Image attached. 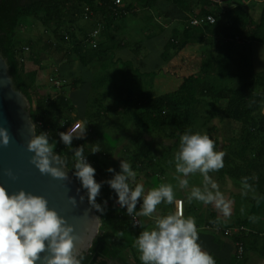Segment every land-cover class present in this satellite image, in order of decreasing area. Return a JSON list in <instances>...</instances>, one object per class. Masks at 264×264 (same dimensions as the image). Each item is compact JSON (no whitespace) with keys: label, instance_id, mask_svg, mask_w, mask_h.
Instances as JSON below:
<instances>
[{"label":"trees","instance_id":"obj_1","mask_svg":"<svg viewBox=\"0 0 264 264\" xmlns=\"http://www.w3.org/2000/svg\"><path fill=\"white\" fill-rule=\"evenodd\" d=\"M165 1L0 0V51L16 89L31 104L37 134L47 132L50 141H57L56 151L67 159V169L80 186L72 171L73 153L59 137L76 121L73 113L78 106L66 90L82 87L84 79L77 66L104 72L106 81L97 76L93 88L113 99L108 108L95 110L89 105L80 117V123L87 125L86 135L72 142L73 148L85 145L97 182L112 177L108 168L119 171L121 159L131 164L138 183L151 181L174 166V151L185 132L207 133L218 151L215 134L222 132L228 151V165L222 171L239 186L242 178L255 176L248 183L260 193L252 196L247 222L257 232L242 230L235 235L247 253L264 245V231L255 220L260 211L264 213V70L257 71L249 52L252 43L264 45V0ZM201 19L202 24L194 23ZM38 31L44 37L34 42ZM165 34L169 35L162 55L165 63H156L152 71L141 70L120 54L128 49L141 57L148 41L158 43ZM30 42L35 46L27 50ZM192 43L202 49L180 60ZM42 54L63 56L64 63L51 72L53 80L66 79L62 90L40 83L39 70L29 69L30 62L40 69H53L44 65ZM107 81L113 83V91H104ZM164 83L173 90L157 95ZM127 133L131 137L119 152ZM155 143L162 147L160 154L154 152ZM253 143H259L256 151ZM94 147L101 151L92 154ZM249 149L251 157L246 155ZM117 199L105 183L97 197L101 205L107 201L105 211H98L102 226L93 246L82 252V264H142L134 240L146 225L136 226ZM217 227H226L223 219ZM224 229L217 228L226 233Z\"/></svg>","mask_w":264,"mask_h":264},{"label":"clouds","instance_id":"obj_2","mask_svg":"<svg viewBox=\"0 0 264 264\" xmlns=\"http://www.w3.org/2000/svg\"><path fill=\"white\" fill-rule=\"evenodd\" d=\"M31 127L33 135L27 143V150L33 154L30 162L41 174L69 180L67 159L56 151L57 141H50L47 132L36 134L34 124ZM86 132L87 125L77 122L67 132H60L59 137L73 153V174L86 190L93 208L99 212L106 209V200L103 205L97 203L105 183L116 193V203L126 208L133 221L137 217H153L162 203L179 205L172 184L161 183L145 191L144 184L137 182V173L124 159L120 160L119 171L111 167L107 169L113 174L110 179L97 182L96 169L85 155V145L72 147L73 140L83 139ZM11 139L9 130L0 125V145L8 146ZM100 151L99 147H94L91 153ZM224 157L225 152L216 150V142L207 133L185 132L174 156L175 179L177 187L187 192L189 203L195 200L213 205L218 213L228 218L232 214L233 202L226 198L210 175L224 168ZM197 173L203 178L202 186H191L189 191V177ZM7 175L14 176L11 169ZM255 178H242L241 184L245 189L242 195H246L250 187L248 180ZM69 199L76 206L75 197ZM80 199L82 201L85 197ZM97 219L99 217L94 218L93 223ZM219 222V216L212 221L213 224ZM74 231V226L65 217L49 207L44 196L23 189L9 194L7 188L0 184V264H82L83 254L76 249ZM199 238L195 218L185 216L178 207L166 215H155L154 226L140 231L134 247L142 264H216L214 257L199 243ZM42 253L46 254L42 256Z\"/></svg>","mask_w":264,"mask_h":264},{"label":"water","instance_id":"obj_3","mask_svg":"<svg viewBox=\"0 0 264 264\" xmlns=\"http://www.w3.org/2000/svg\"><path fill=\"white\" fill-rule=\"evenodd\" d=\"M31 124L35 125L37 134L31 104L23 92L16 89L7 59L0 51V125L6 127L12 137L8 146L0 145V184L7 188L9 194L23 189L44 196L49 207L74 226L76 249L82 253L93 246L102 226L101 215L89 204L86 193L70 173L69 180L56 179L41 174L30 162L33 154L27 150V143L33 135ZM9 169L13 177L7 175ZM81 196L85 197L82 201ZM69 197H75L76 206ZM96 217L99 219L93 223Z\"/></svg>","mask_w":264,"mask_h":264},{"label":"crops","instance_id":"obj_4","mask_svg":"<svg viewBox=\"0 0 264 264\" xmlns=\"http://www.w3.org/2000/svg\"><path fill=\"white\" fill-rule=\"evenodd\" d=\"M98 32V31H97ZM96 32V34H97ZM38 40L35 38L34 39V42H37ZM147 42V41H146ZM148 42H151V41H148ZM147 42V43H148ZM147 43H146V47H147V50H151V48H149L147 46ZM261 43H252L253 46L257 47V45H259ZM263 45V44H262ZM31 46H35L33 43L32 45H27V50H29V48H31ZM129 50L126 49V50H123L121 53L123 54H128L126 56H124V58L126 59H135L137 61V65L142 66L141 67H144L143 71H152L154 69L157 68V65L155 64L154 67H151L150 63L148 62L149 59H147L146 57L144 58V60H140L136 57L133 56V54H130L129 55ZM163 54V53H162ZM162 54H160L159 58H161L162 62L160 65H163V59H162ZM140 61H138V60ZM56 60L58 61L59 65L61 66L63 63H64V58L62 55H58L56 54ZM260 63H259V67L256 68L257 71H263V56L260 58ZM30 64H34V65H37L35 64L34 62H30ZM38 66V65H37ZM136 66V64H135ZM39 67V66H38ZM65 68H69V66H65ZM29 69L32 70V68L29 66ZM46 68H39V82L40 83H43V84H53L51 83V81L55 82V84L60 88V86L57 84V82H59L60 80H53L51 78V70H44ZM70 69H73V67H70ZM77 72L80 71L79 75L82 76H85L86 79H84V82L82 84V87L81 88H74V92H76V96L73 98L76 105L78 106V110L75 111V116H77V118L80 120V117H82L84 114V112H86V109L85 107H83L84 105H93L95 104L96 106H102V107H109L112 105L113 103V99L111 97H107L106 95H104L103 93L95 90L94 88L89 91V93L85 96L84 100L86 101V103L83 105V106H80L78 105V100L81 98V96L79 95L80 92L83 90V88L87 85V82H88V79L91 78V80L93 79L91 75V71L90 70H87L85 68H79L77 66ZM36 70V69H34ZM43 71V72H42ZM76 89V90H75ZM73 113V114H74ZM127 135H130V136H127ZM127 138H130L131 137V133H127L126 134ZM218 138V137H217ZM219 139V138H218ZM219 142H220V139H219ZM223 143H224V149H222L223 147H221V143H220V151H224L225 152V157H224V165H228V162L226 161V156L228 155V151H227V148H226V142H225V139L223 137ZM246 145L250 146V141H247L246 142ZM126 146V144L122 145L121 146V149L119 150V152ZM259 146V143H253V147H254V151H256L257 147ZM246 151V155L248 157H251V154H250V151L251 149L249 150H245ZM161 175V174H160ZM210 175L212 177H214V180L216 181V176H221L220 177V185H223V189L221 190L223 193H226V192H229L231 194V196L228 197L229 200H231L233 203H232V214L231 215H236V210H235V207H236V200H237V195L241 186H239L236 182H235V179H233L232 177H230L228 174L224 173L222 171V169L218 172H214V173H210ZM158 175H155V177H157ZM159 178V177H157ZM155 179L151 180V181H146L144 180L142 183L144 184V187H145V191L151 189L153 187V184L155 183ZM235 191V193L233 192ZM247 194H248V197H245L244 199V203H245V213H246V216L245 218L242 217L244 220L241 221L240 218H235L234 220H231L229 219V222L224 220V223L226 225V227H217L219 226V224H213L212 221L216 220L218 215H221L220 213H218V211L215 209V207L213 205L210 206V208H214V211L212 214L209 215V217L207 218L206 221H204L203 219L201 218H197L196 214H195V211H193V209L191 208V204L185 200L183 197H180V196H177L176 199H183L185 201V208H186V214L185 216H188V215H191L192 217L195 218V221H196V224H197V228L199 230V243L201 244V246L203 247V249L207 252H209L212 256L216 257L214 258L215 261H216V264H229L230 260L233 259V263L236 261L237 259V262L239 261L241 264L245 262V250H244V244L240 243L238 241V236H235L237 234L240 233V231L242 230H245L244 232L245 233H251L252 230L255 231L253 229V227H251L249 225L248 222V218L250 217L251 215V211H252V208H253V203L251 201L252 199V196H256L258 197L259 196V192L258 191H254L252 190L250 187L247 189ZM210 205V204H209ZM137 208H139V205L137 206ZM169 212H174V207L173 205H168V204H165V203H162L161 205L158 206L157 210H156V213L154 214L153 217H151L150 219L151 220H155V215H166L168 214ZM215 217V219H213ZM140 222L142 224H145L146 223L142 220L141 217H138ZM223 218V217H222ZM220 217V219H222ZM241 218V219H242ZM152 227L154 225H151ZM259 227L262 231H263V226H257ZM145 228H148L147 225ZM217 228H225L224 231L226 233H221L217 230ZM149 229V228H148ZM260 230V231H261ZM257 232V231H255ZM263 238V237H262ZM259 256H256V255H253L250 263L251 264H264V256L263 254H258ZM234 256V258H233ZM242 261V262H241Z\"/></svg>","mask_w":264,"mask_h":264},{"label":"rangeland","instance_id":"obj_5","mask_svg":"<svg viewBox=\"0 0 264 264\" xmlns=\"http://www.w3.org/2000/svg\"><path fill=\"white\" fill-rule=\"evenodd\" d=\"M218 1H220V2H226L227 1L228 2V0H218ZM240 1H243V0H240ZM163 2H166V1L163 0ZM164 20H165V16H163L161 18V21H164ZM40 33H41V31H38V36L36 37V39H40V38L44 37ZM31 37H34V36H31ZM168 38H169V35L168 34H165V37H161V38H159V39L156 40L158 43H155L154 40H152L151 42H148L147 43V46L149 48H151V50L150 49L147 50V51L145 50L142 53V56L141 57H138V59L143 60L144 58H142V57H146L147 59L150 58L148 62L150 63L151 67H154L156 63L157 64L161 63L162 60H161V58H159V56H160V54H162L164 52L165 44L167 43L166 40ZM28 45H32V43L30 42V44H28ZM201 49L202 48H201V45L200 44H198V43H192L191 46L187 47L180 54V60H183L184 61L185 58L188 57V56L185 57L186 55H190V56L191 55H194L196 52L200 51ZM249 52L251 54H253L252 59H251V62L257 68L259 67V63H260L259 60L263 56V70H264V45L259 44V45H257V47L251 46ZM130 54H132V53L129 52V55ZM121 55L122 56H126L128 54L121 53ZM42 59L44 61L43 62L44 65H48L50 67L53 66V69H50L51 72H53V70H57L60 67L58 61L56 60V55H53L52 57H49V56H47L45 54H42ZM140 60H138V61H140ZM132 62L134 64H136L137 67L139 66V65H137V61L135 59H133ZM164 63H165V60L163 59V64ZM56 65H58V66H56ZM29 66L32 68V70L39 69V67L37 65H34V64H30ZM139 67H140L141 70L144 69V67H141V66H139ZM91 72L92 73H91L90 76H92L93 79L92 80H91V78L88 79L87 85L83 88V90L79 94L81 96V98L78 100V105H80V106H83L86 103V101L84 100V98L89 93V91L91 90V88L93 89V85H95L97 83V81H96V77L97 76H98V79L97 80H100V81H103V82L106 81L105 80V75H104L105 73L104 72L102 73L101 71H96V70L91 71ZM94 77H95V80H94ZM83 78L86 79L85 76H83ZM65 80L66 79H61V81H63V85H62V87H60L61 89H57L55 87H53V89L62 90V88L65 86V82H66ZM51 83H53L52 84L53 86H56L55 82L51 81ZM104 84H105L104 85V91H109V90L110 91H113V89H114L113 83L107 81ZM234 86H237V84H233L231 87H234ZM172 90H173V88L169 87V85H167L166 83H164L161 91L157 95L166 94V93H169ZM66 91H67V95L68 96H72L73 98L77 95L76 92H74V88L73 87H69ZM91 106H93V109H95V110L98 109V107L108 108V107L96 106L95 104H93ZM83 107L88 108L89 105H84ZM74 116H75V113H74ZM75 117H76L75 123L80 122V120L77 118V116H75ZM217 123H218V126L220 128H222V130H223V128H224L223 125L224 124H222V122H221L220 119H218ZM127 136H130V135H127ZM215 136L220 139L221 147H223L222 149H224V146L225 145L223 143V133L222 132H217L215 134ZM128 141H129V138L126 141H124V145L127 144ZM177 150L178 149H176L174 151V154H175V152ZM154 152H155V154H160L162 152V147L158 143H155ZM161 173H163V174L157 176L159 178L155 177L156 180H155V183L153 184V187H158L161 183H170L174 187V191H175L176 197L177 196H180V197H183L185 200H187V192L185 190H182V189H180V188L177 187V181L175 179V176H176V173H175V164H174L173 167L166 168L165 169V172L162 171ZM263 174H264V167H263ZM216 177H217L216 178V182L220 186V190H222L223 189V185H220V177L221 176L218 175ZM212 178L214 179V177H212ZM202 179L203 178H202V176L199 173L190 176L189 177V185H190L189 191H190L191 186H202ZM244 191H245V189L242 186H241L238 194H236L235 191H233L237 195L236 207H235L236 215L237 216L231 215L230 217H228L231 220H234L235 218H240V220L243 221L244 219L242 217L245 218V216H246L244 199H245V197H248V194L242 195V192H244ZM224 195L226 196V198H228L229 196H231V194L229 192L224 193ZM190 204H191V208L193 209V211H195V214H196L197 218L199 217V218L203 219L204 221H206L207 218L209 217V215L212 214L213 211H214V208H210L211 205H205V204H203L202 202H199V201H195L194 200ZM263 209H264V201H263ZM137 210H139V208H137ZM259 213H260V216L257 217V218H255V220H259L258 221V224L260 226H263V231H264V213H263V210L260 211ZM218 216L221 217V218L223 217L222 215H218ZM141 218L146 223L147 227L149 229H151L152 228L151 225H154V220H151L150 218H146V217H141ZM228 218L223 217L222 219L229 222V219ZM213 219H215V217ZM263 241H264V237H263ZM258 254H263V256H264V245H259L257 248H253V249L250 250V252L245 253V257L246 258H245L244 264H251L250 261H251L253 255L259 256ZM214 258H216V257H214ZM233 258H234V256H233ZM234 263L235 264H238L237 259H236V261ZM234 263H233V259L230 260V262H229V264H234Z\"/></svg>","mask_w":264,"mask_h":264},{"label":"built area","instance_id":"obj_6","mask_svg":"<svg viewBox=\"0 0 264 264\" xmlns=\"http://www.w3.org/2000/svg\"><path fill=\"white\" fill-rule=\"evenodd\" d=\"M118 3H120V1L118 2ZM210 20H211V23L212 24H214V22H215V20L212 18V17H210L209 18ZM205 20H203V19H201V20H195V24L196 25H199V24H202L203 22H204ZM98 33V32H97ZM57 84L59 85V86H62L63 85V81H59V82H57ZM73 124H75V122L73 123ZM72 124V125H73ZM72 125H69L68 127H66L65 128V132H67L71 127H72ZM177 201H179L180 203H179V205H177V204H174V211H176L177 210V208L179 207V209L180 210H182L183 211V213H184V215H185V201L183 200V199H177ZM134 223H135V225L136 226H140L141 225V222H140V220H139V218L137 217L136 218V220L134 221Z\"/></svg>","mask_w":264,"mask_h":264}]
</instances>
